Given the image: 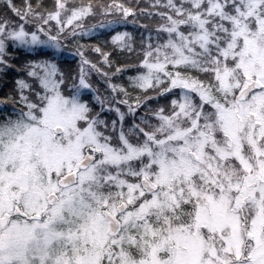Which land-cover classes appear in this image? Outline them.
<instances>
[{"label":"snow or ice","instance_id":"6c2138e0","mask_svg":"<svg viewBox=\"0 0 264 264\" xmlns=\"http://www.w3.org/2000/svg\"><path fill=\"white\" fill-rule=\"evenodd\" d=\"M0 264H264V0H0Z\"/></svg>","mask_w":264,"mask_h":264}]
</instances>
